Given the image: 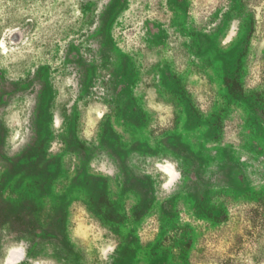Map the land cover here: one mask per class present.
Returning <instances> with one entry per match:
<instances>
[{
    "label": "rangeland",
    "instance_id": "rangeland-1",
    "mask_svg": "<svg viewBox=\"0 0 264 264\" xmlns=\"http://www.w3.org/2000/svg\"><path fill=\"white\" fill-rule=\"evenodd\" d=\"M0 264H264V0H0Z\"/></svg>",
    "mask_w": 264,
    "mask_h": 264
}]
</instances>
